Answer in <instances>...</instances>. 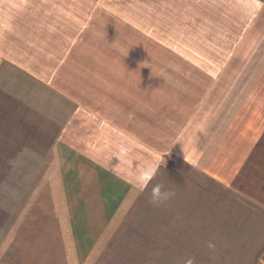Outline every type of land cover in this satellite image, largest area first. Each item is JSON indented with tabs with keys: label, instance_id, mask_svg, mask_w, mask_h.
<instances>
[{
	"label": "crops",
	"instance_id": "1",
	"mask_svg": "<svg viewBox=\"0 0 264 264\" xmlns=\"http://www.w3.org/2000/svg\"><path fill=\"white\" fill-rule=\"evenodd\" d=\"M263 19L264 0H0V120L48 154L17 202L35 211L4 220L2 248L26 244V264H93L169 155L205 169L200 131L217 106L199 75L236 73L226 61ZM153 45L180 65L138 64Z\"/></svg>",
	"mask_w": 264,
	"mask_h": 264
},
{
	"label": "rangeland",
	"instance_id": "2",
	"mask_svg": "<svg viewBox=\"0 0 264 264\" xmlns=\"http://www.w3.org/2000/svg\"><path fill=\"white\" fill-rule=\"evenodd\" d=\"M258 28L257 39L254 35L251 43H243L244 56L226 61L237 67L236 73L225 74L226 81L208 83L199 75L202 102L216 101L217 106L200 131L206 168L169 155L160 176L142 192L93 264H264V25ZM152 55L138 64L180 65L178 59L164 57L163 46L153 45ZM184 76L187 82L191 74ZM193 102L186 108L194 114L205 108ZM4 125L0 120V183L8 178L9 185H0V229L7 218L23 221L35 211L32 202L29 209L22 201L18 214L17 204L32 188L33 177L43 172L48 156L43 149L34 153L30 128L13 136ZM162 135L168 137L167 131ZM2 240L0 236V264L28 262L31 249L21 248L26 244L4 243L3 249Z\"/></svg>",
	"mask_w": 264,
	"mask_h": 264
},
{
	"label": "clouds",
	"instance_id": "3",
	"mask_svg": "<svg viewBox=\"0 0 264 264\" xmlns=\"http://www.w3.org/2000/svg\"><path fill=\"white\" fill-rule=\"evenodd\" d=\"M105 37H106V36H105ZM105 39H106V38H105ZM156 193H157L158 196L160 195V189H159V188L156 189Z\"/></svg>",
	"mask_w": 264,
	"mask_h": 264
}]
</instances>
